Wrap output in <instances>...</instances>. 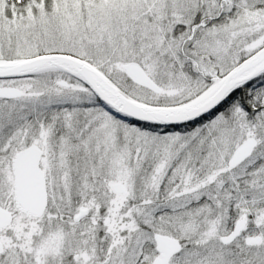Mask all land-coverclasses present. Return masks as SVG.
<instances>
[{"label":"snow or ice","instance_id":"6c2138e0","mask_svg":"<svg viewBox=\"0 0 264 264\" xmlns=\"http://www.w3.org/2000/svg\"><path fill=\"white\" fill-rule=\"evenodd\" d=\"M0 264H264V0H0Z\"/></svg>","mask_w":264,"mask_h":264}]
</instances>
